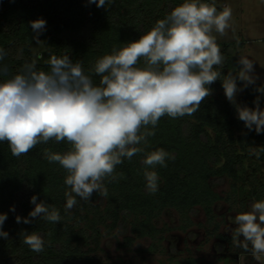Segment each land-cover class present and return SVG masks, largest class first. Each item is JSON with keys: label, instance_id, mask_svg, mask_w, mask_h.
I'll return each instance as SVG.
<instances>
[{"label": "clouds", "instance_id": "obj_1", "mask_svg": "<svg viewBox=\"0 0 264 264\" xmlns=\"http://www.w3.org/2000/svg\"><path fill=\"white\" fill-rule=\"evenodd\" d=\"M88 3L101 8L113 0ZM231 19L232 9L227 5L218 11L214 3L183 0L139 39L114 46L111 54L97 59L90 73H85L80 60L70 59L67 49L62 55L46 50L47 58L37 53L15 75L0 82V142L7 141L12 155L19 157L37 144L66 141L68 151L61 154L46 149L44 157L66 171L64 183L70 191L65 192V209L71 210L76 197L87 201L93 193L107 196L105 179L115 181L116 167L124 158L130 160L145 152L147 138L155 135L159 120L194 114L212 94L210 86L217 80L245 127L264 133L260 96L254 100V108L236 102L238 92L256 84L254 62L241 55L237 72L224 75L220 70L225 57L213 33L225 35ZM30 23L33 39L40 45L46 21ZM6 54L0 48V60ZM40 61L47 71L38 70ZM141 61L143 66H139ZM3 72L7 74V69ZM93 75L100 77L99 84L94 83ZM255 91L264 95V85ZM261 152L264 146L250 149L257 159ZM174 158L162 148L147 153L142 163L149 194L158 191L159 176L148 169L166 167V160ZM37 200L36 195L30 198L35 207L27 218L16 216L17 223L30 224L36 218L61 221L54 206ZM6 220L7 214L0 213V238L4 239L8 238L3 230ZM234 224L233 243L259 260L264 255V200L254 201L248 211L235 215ZM20 235L32 251L44 250L41 235L26 231Z\"/></svg>", "mask_w": 264, "mask_h": 264}, {"label": "trees", "instance_id": "obj_2", "mask_svg": "<svg viewBox=\"0 0 264 264\" xmlns=\"http://www.w3.org/2000/svg\"><path fill=\"white\" fill-rule=\"evenodd\" d=\"M182 2L113 0L106 7L98 8L88 0H0V48L7 53L0 60V82L33 60L31 45L35 33L31 28L32 21H46L39 36L46 46L43 50L45 58L48 56L46 50L62 55L67 49L70 59L73 62L80 60L85 73H90L97 59L111 54L114 46L120 48L139 39L157 20L165 18ZM203 2L211 3V0ZM242 44V41L219 44L225 57L220 69L224 75L238 71L237 50ZM139 66H143V61ZM37 68L47 71L43 61L38 62ZM3 69H7V74ZM99 80V76L93 75L94 83L99 84ZM241 83L237 81L238 86ZM261 85L264 83L256 81L255 85L245 88L237 103L254 108L253 102L260 96V107H264V95L255 91ZM210 87L212 92L223 89L220 80ZM154 131L155 135L147 138L145 152L130 160L124 158L115 170L118 178L104 181L107 196L100 200L106 198V211L112 216L107 224L109 228L125 231L129 220L134 218L133 224L139 231H150L156 217L170 207L193 211L201 205L211 218L214 203L220 198L214 186L225 177L238 179L250 149L264 146V133L257 134L254 127L248 130L238 119L232 103L211 95L190 116L162 117ZM69 148L66 141L50 140L37 144L26 155L16 157L7 141L0 142V213L7 214L3 230L8 233L7 239L0 238V264H98L96 246L88 245L92 231H99L96 221L84 223L88 216L80 214L79 197H76L75 207L65 209V192L70 191L64 183L67 173L57 162H49L44 157L46 149L63 154ZM160 148L175 158L167 159L166 167L148 169L155 170L159 176L158 191L149 194L142 161L148 152ZM258 159L264 160V152ZM33 195L38 197V203L44 201L54 206L61 221L54 223L36 218L30 224L17 223L16 216L27 218L35 207L30 203ZM13 207L15 211L11 210ZM22 231L41 235L44 250L32 251L23 243Z\"/></svg>", "mask_w": 264, "mask_h": 264}, {"label": "rangeland", "instance_id": "obj_3", "mask_svg": "<svg viewBox=\"0 0 264 264\" xmlns=\"http://www.w3.org/2000/svg\"><path fill=\"white\" fill-rule=\"evenodd\" d=\"M211 3L218 11L225 5L232 9L226 34L213 33L217 43L242 41L238 57L251 59L256 81L264 83V0H211ZM31 48L35 59L37 53H45L46 46L34 41ZM238 87H243V82ZM244 91L245 88L237 93L236 102ZM211 96L227 99L223 89L214 90ZM214 190L220 198L214 203L211 218L201 205L193 211L170 207L156 217L153 229L142 232L133 224L134 218L129 220L125 231L107 227L112 216L106 211V198L101 201L99 193L87 201L80 199V214L88 216L84 223L91 224L94 220L99 227L98 232L92 231L88 243L96 246L98 264H264V255L257 260L232 240L235 215L248 211L264 195V160L254 155L245 157L239 178L225 177Z\"/></svg>", "mask_w": 264, "mask_h": 264}]
</instances>
